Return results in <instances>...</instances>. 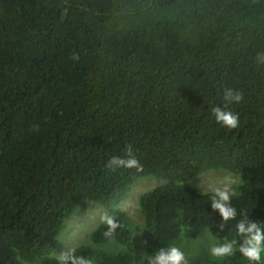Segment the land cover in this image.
<instances>
[{"label":"trees","instance_id":"obj_1","mask_svg":"<svg viewBox=\"0 0 264 264\" xmlns=\"http://www.w3.org/2000/svg\"><path fill=\"white\" fill-rule=\"evenodd\" d=\"M226 87L244 95L232 131L210 112ZM128 145L143 170L106 167ZM215 170L238 179L223 231L211 194L184 185ZM139 178L163 181L137 199L144 255L247 264L195 241L240 240L241 213L264 224V0H0V264H57L65 221L88 206L121 227L109 240L99 221L76 255L133 264L114 206Z\"/></svg>","mask_w":264,"mask_h":264},{"label":"clouds","instance_id":"obj_2","mask_svg":"<svg viewBox=\"0 0 264 264\" xmlns=\"http://www.w3.org/2000/svg\"><path fill=\"white\" fill-rule=\"evenodd\" d=\"M222 104L213 105L210 108L211 115L215 122L222 128L232 131L240 127V113L232 109V105H239L244 102V95L241 91L226 87L222 92ZM33 131H39V126H34ZM106 167L113 171L124 169H135L137 172L143 170V165L133 155L132 146L125 149V156L112 157ZM238 183L235 179L225 182H209L207 191L211 194V210L218 213L220 224L217 226L220 231L228 222L236 220L237 210L232 206V199L236 195L234 185ZM241 219L235 227L240 240H225L222 243H214L209 248V255L222 260L235 255L237 252L247 261V264H264V224L251 221L249 216L241 213ZM101 223L106 225L105 238L112 240L116 230L121 227L116 218L108 213L100 217ZM57 264H93V260L84 256H78L75 249L67 248L55 254ZM137 264H189L186 253L176 245L167 248H160L154 255H145L143 260Z\"/></svg>","mask_w":264,"mask_h":264},{"label":"rangeland","instance_id":"obj_3","mask_svg":"<svg viewBox=\"0 0 264 264\" xmlns=\"http://www.w3.org/2000/svg\"><path fill=\"white\" fill-rule=\"evenodd\" d=\"M230 179L238 180L236 176L222 170L207 171L197 177L191 178L190 181L184 185L194 189L198 193H209L207 191V184L209 182H225ZM162 183L163 181L159 179L139 178L130 186L129 191L115 203L114 208H118L124 212L126 220L131 227L132 243L130 249L133 250V264H137L138 260H143L145 257L141 248L140 229L142 226V217L137 205L138 196L144 191L151 189L153 186L156 187ZM236 185H234V188ZM235 192H237V190H235ZM104 213L106 212L102 208L93 206H88L84 212H74L65 221L64 228L56 239L51 257L64 249L73 248L85 243L87 234L96 226L100 221L101 215ZM191 232L194 231L187 228L181 230L182 235ZM202 232H207L208 234L201 232L197 233L195 248L203 247L204 250H208L212 244L223 242L222 238L216 234L205 230H202Z\"/></svg>","mask_w":264,"mask_h":264}]
</instances>
